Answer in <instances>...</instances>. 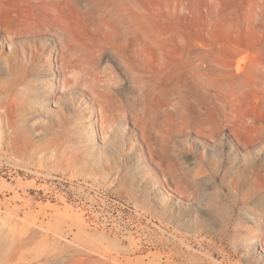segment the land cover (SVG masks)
<instances>
[{
	"label": "rangeland",
	"instance_id": "rangeland-1",
	"mask_svg": "<svg viewBox=\"0 0 264 264\" xmlns=\"http://www.w3.org/2000/svg\"><path fill=\"white\" fill-rule=\"evenodd\" d=\"M0 264H264V0H0Z\"/></svg>",
	"mask_w": 264,
	"mask_h": 264
},
{
	"label": "bare ground",
	"instance_id": "bare-ground-1",
	"mask_svg": "<svg viewBox=\"0 0 264 264\" xmlns=\"http://www.w3.org/2000/svg\"><path fill=\"white\" fill-rule=\"evenodd\" d=\"M48 54H50V51H49V53ZM36 57H40L39 59H41V62L43 63V62H46V61H48L49 60V58L51 57V54H50V57L49 58H45V57H41V56H35V58ZM32 60L34 59V58H31ZM201 61V60H200ZM32 62V61H31ZM147 81H148V79H147ZM71 84V81H67V83H66V87L67 86H69ZM175 109L173 110V112H172V114L174 115V114H176V113H178V111L176 110V107H175V105L173 106ZM186 109V108H185ZM3 112V111H2ZM101 121H102V125H104L106 122H105V116H104V113H103V110H101ZM186 114V113H185ZM184 115V114H183ZM199 115V114H198ZM202 115V114H201ZM198 117H201V116H198ZM201 118H203V117H201ZM204 120V119H203ZM189 122H187V124H188ZM204 126V125H203ZM195 127V126H194ZM184 128V127H183ZM134 244V243H133ZM18 246H19V250L21 249V248H23V243H22V241H20L19 243H18ZM12 252V251H11ZM13 253H14V251H13Z\"/></svg>",
	"mask_w": 264,
	"mask_h": 264
}]
</instances>
